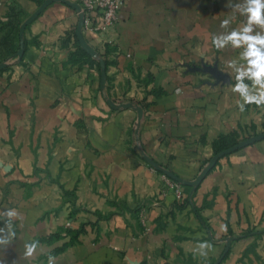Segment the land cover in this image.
I'll use <instances>...</instances> for the list:
<instances>
[{"label":"crops","instance_id":"0c3cea01","mask_svg":"<svg viewBox=\"0 0 264 264\" xmlns=\"http://www.w3.org/2000/svg\"><path fill=\"white\" fill-rule=\"evenodd\" d=\"M44 1L0 0V26L15 39ZM241 2L127 0L107 32L83 30L99 57L82 47L69 4L52 2L26 27L23 56L0 70V212L21 217L0 245L4 264H264V138L219 159L193 191L182 185L181 200L162 195L163 172L147 159L194 180L220 135L264 132V107L242 112L231 91L227 62L241 49L211 42L226 17L230 28L246 21L228 6ZM129 102L141 118L119 107Z\"/></svg>","mask_w":264,"mask_h":264},{"label":"clouds","instance_id":"9594fccd","mask_svg":"<svg viewBox=\"0 0 264 264\" xmlns=\"http://www.w3.org/2000/svg\"><path fill=\"white\" fill-rule=\"evenodd\" d=\"M246 17L241 25L230 28L235 17H226L221 21L220 27L224 32L213 34L211 42L217 50L228 46L233 49H241L238 57L227 62L235 76V84L231 85V91L239 95L236 105L240 111H245L247 105L255 104L264 107V0H242L241 3L229 4ZM259 29V30H257ZM180 92V89H177ZM5 217L4 227H0V245L7 246L15 238L12 221L20 219V213L16 209H6L0 212ZM226 230V225H221ZM39 241L32 240L24 244V257H34L39 248ZM212 245L207 241L198 244L196 251L206 256L207 250ZM0 264H4L0 260ZM47 264H56L55 257L48 256Z\"/></svg>","mask_w":264,"mask_h":264},{"label":"water","instance_id":"95a60500","mask_svg":"<svg viewBox=\"0 0 264 264\" xmlns=\"http://www.w3.org/2000/svg\"><path fill=\"white\" fill-rule=\"evenodd\" d=\"M54 1H61L64 2L66 4L71 5L72 7H74L78 12H79V23H78V27H77V36L79 38V41L82 45V47L93 57H99V54L97 52V50L92 47L88 41L86 40V38L84 37L83 34V25H84V14L83 12H81V6L78 2H72L70 0H45L41 6L33 13L31 14L22 24L20 27V47L18 50V53L16 55H18L19 57L23 56L24 53V49H25V38H24V34H25V29L26 27L32 23L39 15L40 13H42L44 11V9L51 4ZM100 64L102 66V80L103 83H105L106 78H107V72H106V62L104 61V59L99 58ZM7 66V62H2L0 63V70L5 68ZM110 104L114 105V103L112 101H109ZM119 107H124V108H133L135 107L138 112H139V117H142V112L143 109L140 106H135L132 102L129 103H123L121 105H119ZM264 138V132L260 133V134H256L253 136H250L244 140L239 141L237 144L231 146L230 148H227L225 150H222L216 154H214V156L210 159V161L208 162V164L205 166V168L201 171V173L197 176L196 179L194 180H187L184 178H181L179 176H177L176 174H174L173 172H171L168 169H165L163 167H161L159 164H157L155 161L151 160L149 157H147V159L152 163L153 167H155L156 169L162 171L164 174H166L167 176H169L170 178H172L173 180L179 182L182 185H187V186H192V191L198 187L201 182L203 181V179L205 178V176L215 167V165L217 164V162L219 161V159H221L222 157L231 154L233 152H236L260 139ZM233 239V237H231L230 239H228L227 242V246L225 249V252L223 254V256H225L227 254V252L229 251L230 245H231V240ZM223 258L219 259L216 263L214 264H219L222 261Z\"/></svg>","mask_w":264,"mask_h":264},{"label":"built area","instance_id":"2783aa9c","mask_svg":"<svg viewBox=\"0 0 264 264\" xmlns=\"http://www.w3.org/2000/svg\"><path fill=\"white\" fill-rule=\"evenodd\" d=\"M127 0H80L81 12L84 14L83 30L100 34L107 32L119 19L121 7ZM166 183L162 195L173 191L176 198L181 200L184 196L183 186L166 174H162Z\"/></svg>","mask_w":264,"mask_h":264},{"label":"trees","instance_id":"16d2710c","mask_svg":"<svg viewBox=\"0 0 264 264\" xmlns=\"http://www.w3.org/2000/svg\"><path fill=\"white\" fill-rule=\"evenodd\" d=\"M21 24V21H19L17 24H16V31H15V34H16V37L15 39H12L9 35V33L6 35L8 37V40L14 44V47L11 46L9 48V51L10 53L8 54L9 56H12L14 55L18 48H19V40H18V32H19V25ZM80 46V45H79ZM80 49L81 51L83 52V54H87V52L80 46ZM102 57L106 60V52L105 53H101ZM239 142V138H236V137H230L228 135H220L218 137V139L215 140L214 142V148H215V154L222 151V150H225L227 148H230L231 146L237 144ZM254 232L253 231H247V232H244L242 235L239 236V238H245V237H248L250 235H252Z\"/></svg>","mask_w":264,"mask_h":264},{"label":"rangeland","instance_id":"374dc122","mask_svg":"<svg viewBox=\"0 0 264 264\" xmlns=\"http://www.w3.org/2000/svg\"><path fill=\"white\" fill-rule=\"evenodd\" d=\"M7 34V30L0 26V63L7 62L11 59V56L8 55L10 53L9 48L11 46L14 47V44L8 40Z\"/></svg>","mask_w":264,"mask_h":264}]
</instances>
